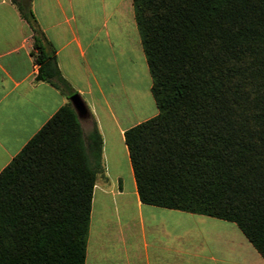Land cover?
Returning a JSON list of instances; mask_svg holds the SVG:
<instances>
[{
  "label": "trees",
  "instance_id": "16d2710c",
  "mask_svg": "<svg viewBox=\"0 0 264 264\" xmlns=\"http://www.w3.org/2000/svg\"><path fill=\"white\" fill-rule=\"evenodd\" d=\"M157 115L124 133L144 205L236 225L264 261V0H131ZM37 81L67 102L0 173V264H84L102 139L83 136L31 10Z\"/></svg>",
  "mask_w": 264,
  "mask_h": 264
},
{
  "label": "crops",
  "instance_id": "0c3cea01",
  "mask_svg": "<svg viewBox=\"0 0 264 264\" xmlns=\"http://www.w3.org/2000/svg\"><path fill=\"white\" fill-rule=\"evenodd\" d=\"M31 10L60 76L88 108L83 136L95 127L102 139L84 264H264L235 224L139 201L124 133L158 111L132 1L31 0ZM33 54L28 24L0 0V173L67 102L36 80Z\"/></svg>",
  "mask_w": 264,
  "mask_h": 264
},
{
  "label": "water",
  "instance_id": "95a60500",
  "mask_svg": "<svg viewBox=\"0 0 264 264\" xmlns=\"http://www.w3.org/2000/svg\"><path fill=\"white\" fill-rule=\"evenodd\" d=\"M69 103L74 110L78 121H81L88 116V108L79 95L76 94L70 97Z\"/></svg>",
  "mask_w": 264,
  "mask_h": 264
},
{
  "label": "rangeland",
  "instance_id": "374dc122",
  "mask_svg": "<svg viewBox=\"0 0 264 264\" xmlns=\"http://www.w3.org/2000/svg\"><path fill=\"white\" fill-rule=\"evenodd\" d=\"M142 58V57H141ZM140 58V53L138 54V60H137V64H144L142 62V59ZM140 71L139 67H138V72Z\"/></svg>",
  "mask_w": 264,
  "mask_h": 264
}]
</instances>
